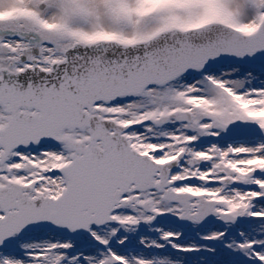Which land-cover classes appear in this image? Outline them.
<instances>
[{
    "label": "snow or ice",
    "instance_id": "1",
    "mask_svg": "<svg viewBox=\"0 0 264 264\" xmlns=\"http://www.w3.org/2000/svg\"><path fill=\"white\" fill-rule=\"evenodd\" d=\"M0 264H264V0H0Z\"/></svg>",
    "mask_w": 264,
    "mask_h": 264
}]
</instances>
